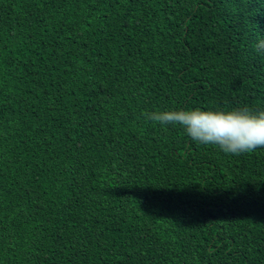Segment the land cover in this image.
<instances>
[{"label":"trees","instance_id":"obj_1","mask_svg":"<svg viewBox=\"0 0 264 264\" xmlns=\"http://www.w3.org/2000/svg\"><path fill=\"white\" fill-rule=\"evenodd\" d=\"M264 0H0V264H264V147L143 113L264 111Z\"/></svg>","mask_w":264,"mask_h":264},{"label":"clouds","instance_id":"obj_2","mask_svg":"<svg viewBox=\"0 0 264 264\" xmlns=\"http://www.w3.org/2000/svg\"><path fill=\"white\" fill-rule=\"evenodd\" d=\"M264 51V40L256 45ZM146 122L179 125L194 141L218 146L225 153L239 155L264 147V111L249 107L232 110H155L143 113Z\"/></svg>","mask_w":264,"mask_h":264}]
</instances>
